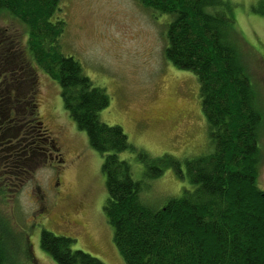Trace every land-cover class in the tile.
<instances>
[{
    "label": "trees",
    "instance_id": "trees-1",
    "mask_svg": "<svg viewBox=\"0 0 264 264\" xmlns=\"http://www.w3.org/2000/svg\"><path fill=\"white\" fill-rule=\"evenodd\" d=\"M138 1L172 16L164 59L195 75L212 150L183 162L168 154L150 158L137 150L119 125L100 120V112L110 104L106 91L93 85L77 60L59 50L56 42L65 25L60 0H0V10L27 28L23 44L9 36L0 38V104L6 94L18 99L17 92L23 91L26 97L20 104L29 114L0 128L1 150L10 151L3 153L0 169L5 177L16 171L14 166L23 174L27 163L50 157L47 150L53 144L44 143L50 135L36 102L37 66L60 85L62 106L85 132L90 147L104 155L107 197L102 210L124 264H264V192L256 181L262 109L234 39L231 6L227 0ZM252 10L264 14V0ZM16 57L21 58L18 63ZM28 58L34 66L28 65ZM18 131L24 141L17 140ZM3 134L16 139L4 144ZM120 153L142 162L148 178L172 167L191 188L151 209L140 200L142 186L132 178L131 160ZM74 241L43 229L39 245L55 264H105L73 249ZM6 244L0 239V264H14Z\"/></svg>",
    "mask_w": 264,
    "mask_h": 264
},
{
    "label": "rangeland",
    "instance_id": "rangeland-1",
    "mask_svg": "<svg viewBox=\"0 0 264 264\" xmlns=\"http://www.w3.org/2000/svg\"><path fill=\"white\" fill-rule=\"evenodd\" d=\"M258 1L227 3L235 23L234 39L262 109L256 181L264 192V14L252 10ZM59 4L65 22L56 42L59 50L77 60L83 74L110 97V104L99 114L101 121L119 125L133 147L150 158L168 154L183 162L212 150L195 75L164 59L171 14L138 0H60ZM25 33L24 23L0 10V38L9 36L19 45V41L25 43ZM20 59L16 57L15 62ZM28 62L34 66L29 58ZM34 68L38 116L50 135L44 143L50 140L53 147L47 150L48 159L42 158L37 165L27 163L23 174L14 166L16 171L5 177L0 169V179L4 177L0 183L4 236L0 239L8 244L14 264H55L40 248L43 229L73 238V249L105 264H124L102 210L107 197L101 170L104 155L90 147L85 132L62 106L60 85ZM119 157L131 160L132 178L142 186L140 200L151 209L191 188L172 167L164 168L157 178H148L143 163L132 154ZM41 205L42 215L38 213Z\"/></svg>",
    "mask_w": 264,
    "mask_h": 264
},
{
    "label": "flooded vegetation",
    "instance_id": "flooded-vegetation-1",
    "mask_svg": "<svg viewBox=\"0 0 264 264\" xmlns=\"http://www.w3.org/2000/svg\"><path fill=\"white\" fill-rule=\"evenodd\" d=\"M12 94H13L12 92L8 93L9 96L6 94L5 95L6 98H5L4 102H2L0 104V106H1L0 109L3 110V111H0V128H2V125H4V126L8 125L11 122L12 118H14V117L17 118V120L26 119V118L28 119V117H29V114H28L26 108L22 104H20V103L25 101L26 93L23 91H18L16 94V97H18V99H12L11 98ZM13 102H17V105L13 106ZM2 105H4V107H2ZM9 137L10 136L8 134L2 135V138L4 139V144H8V142H9V144H11V141L13 139H16V137H13V138H11V137L9 138ZM17 140L19 142H20V140L24 141V137H20L19 131L17 134ZM5 151H7V148ZM18 157L20 158V157H22V155L19 153ZM41 159H42V156L35 159V164L36 165L39 163L42 164ZM40 211L41 212H38V213L42 215V213H43L42 212V205L40 207Z\"/></svg>",
    "mask_w": 264,
    "mask_h": 264
},
{
    "label": "water",
    "instance_id": "water-1",
    "mask_svg": "<svg viewBox=\"0 0 264 264\" xmlns=\"http://www.w3.org/2000/svg\"><path fill=\"white\" fill-rule=\"evenodd\" d=\"M263 195H264V193H263Z\"/></svg>",
    "mask_w": 264,
    "mask_h": 264
}]
</instances>
